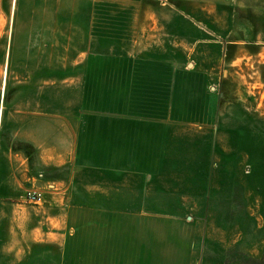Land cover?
<instances>
[{
    "label": "crops",
    "instance_id": "1",
    "mask_svg": "<svg viewBox=\"0 0 264 264\" xmlns=\"http://www.w3.org/2000/svg\"><path fill=\"white\" fill-rule=\"evenodd\" d=\"M74 28L68 40L73 55L68 84L86 85L87 74L80 71L93 69L88 62L92 50ZM199 30L192 40L180 31L176 45L185 59L175 67L166 50L163 60L142 62L140 49L132 63L102 62L96 69L102 84L144 86L154 95L159 85L172 89L174 68L186 85L191 74L208 79L215 123L201 128L198 175L209 173L217 196L228 199L212 211L211 237L187 238L184 250L173 243L158 251L155 218L125 222L119 216L126 191L147 197L156 189L157 171L166 177L158 167L166 165L167 143L151 141L154 131L147 121L142 131L133 115L84 111L75 97L67 108L46 109L35 117L36 125L22 124L20 132L11 133L20 152L13 153L0 140V199H11L0 200V264H197L205 255L222 264H264V30L213 31L209 41L204 40L207 32ZM148 49L144 54L152 51ZM190 50L204 56L202 62H192V71ZM196 68L200 71L195 73ZM202 95L208 101L206 90ZM1 120L0 111V137L6 132ZM131 167L133 173L126 174ZM35 178L38 186L46 182L55 188L45 193L42 204H26L18 187ZM131 228L138 233L125 238Z\"/></svg>",
    "mask_w": 264,
    "mask_h": 264
},
{
    "label": "rangeland",
    "instance_id": "2",
    "mask_svg": "<svg viewBox=\"0 0 264 264\" xmlns=\"http://www.w3.org/2000/svg\"><path fill=\"white\" fill-rule=\"evenodd\" d=\"M74 25L77 37L86 36L84 46L92 50L87 57L93 69L80 71L87 74L86 85L68 84L73 56L68 40L74 35ZM81 29L87 33L80 34ZM199 29L207 32L205 41L213 31L225 35L230 29L264 30V0H0V111L1 129L6 131V135L1 132V143L13 153L20 152L19 140L11 135L20 132L22 124L36 125L35 117L45 115L46 109L67 108L75 97L78 104L82 100L84 111L101 114L119 110L133 115L135 122H142V131L147 129L143 123L147 121L154 131L151 141L157 146L167 143L166 165L158 167L166 177H160L157 171L156 189L149 190L147 197L143 192L133 195L126 191L119 216L123 215L125 222L155 218L158 251L173 243L183 249L187 238L211 237L207 231L214 228L212 211L228 199L217 196L220 192L209 173L198 175L201 128L215 123L208 79L191 74L186 85L175 76L179 70L174 68L172 89L159 85L154 95L144 86L102 84L101 70L96 69L102 62L132 63V56L138 57L140 49L143 53L138 60L142 62L161 61L166 50L175 67L185 59L180 58L176 45L180 31L190 33L192 40L193 32ZM148 48L152 51L144 54ZM192 50L189 71L195 68L192 62L204 59L200 53L193 55ZM210 60L209 56L205 58V62ZM198 70L194 69L195 73ZM205 90L208 101L202 100ZM156 154L159 157L161 151ZM131 173L132 167L126 170V174ZM38 184L35 178L18 187L22 191L20 200L33 205L26 195L35 192L41 195L42 204L45 193L55 187L52 183L45 182V187ZM125 233L128 238L138 232L131 228ZM214 261L216 256L205 255L197 264H222Z\"/></svg>",
    "mask_w": 264,
    "mask_h": 264
},
{
    "label": "built area",
    "instance_id": "3",
    "mask_svg": "<svg viewBox=\"0 0 264 264\" xmlns=\"http://www.w3.org/2000/svg\"><path fill=\"white\" fill-rule=\"evenodd\" d=\"M26 200L29 203H33V204H40L42 202V197L40 194L35 193V192H29L26 195Z\"/></svg>",
    "mask_w": 264,
    "mask_h": 264
}]
</instances>
